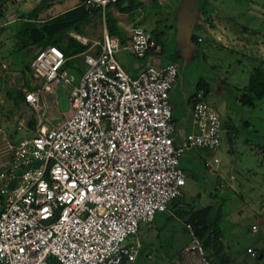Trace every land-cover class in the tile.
I'll return each instance as SVG.
<instances>
[{
    "label": "built area",
    "instance_id": "obj_1",
    "mask_svg": "<svg viewBox=\"0 0 264 264\" xmlns=\"http://www.w3.org/2000/svg\"><path fill=\"white\" fill-rule=\"evenodd\" d=\"M113 1L80 0L99 8L101 31L94 40L74 34L87 44L85 65L60 120H48L43 100L55 84L71 80L59 70L65 60L59 48L39 46L25 76L9 73L34 112V133L14 137L13 130L28 129L33 121L21 115L7 129L14 107L0 99V264H134L139 223L181 196L179 154L219 147L220 119L202 89L191 96L189 131L172 137L168 91L178 77L176 62L148 63L133 76L119 65L120 48L141 57L160 46L136 24L126 26L124 44L108 35L103 12ZM217 160L212 155L203 165ZM183 228L189 236L180 253L183 264H213L190 224Z\"/></svg>",
    "mask_w": 264,
    "mask_h": 264
},
{
    "label": "rangeland",
    "instance_id": "obj_2",
    "mask_svg": "<svg viewBox=\"0 0 264 264\" xmlns=\"http://www.w3.org/2000/svg\"><path fill=\"white\" fill-rule=\"evenodd\" d=\"M168 1L139 0L137 10L143 15V21L138 24L146 30L153 26L161 30L158 40L162 50L156 41L160 49L157 53L151 52L149 59L135 56L123 48L116 51L115 57L119 58L128 74L132 66L140 65L141 69L146 63L164 64L171 60L181 63V35L176 22L183 18L184 9L175 10L176 4L168 8L163 6ZM29 4H26V0L1 3L0 22L17 16L19 8L25 9ZM119 18L125 21L126 17L120 15ZM198 21L201 26L191 33L198 36V41L194 43L197 53L186 61L183 68H179L180 76L168 91L171 118L183 132L189 131L184 105L189 95L196 92L195 83L205 81L208 85L205 99L219 116L221 136L219 147L213 152L206 148H187L179 154L178 165L185 175L180 203L192 208L202 206L207 200L217 203L218 196L212 194L225 188V184L229 188L227 183H230L233 189L227 202L221 206L220 226L227 233L228 247L234 257L232 264H264V206L260 212L262 221L255 220V215L250 214L251 209L264 198V98L257 100L252 107L241 104L237 99L252 67L264 69V0H207ZM9 32L4 30V35L8 36ZM99 36L100 31L96 38L99 39ZM1 46L6 57L18 66L20 61L28 64L33 54V49L29 52L14 50L13 40L8 37ZM59 70L70 76L71 80L68 84H55L52 92L43 94L45 114L52 123L69 111L67 94L79 77L78 56L65 57ZM11 78L8 76L0 89V99L5 105L11 104L4 93L5 89L15 87L11 85L15 81L14 78L11 81ZM13 107L5 127L12 128L16 118L22 115L33 123L28 129L13 130L14 137L32 135L33 110L23 102ZM172 137L178 139L176 131ZM212 155L217 157V162L210 166L203 165V159H209ZM219 182L224 187L219 186ZM250 201H256V204ZM251 221H255L254 232L248 229ZM136 236L142 245L135 264H183L179 249L189 241V237L172 210L165 209L155 213L152 221L140 222ZM246 245L254 248V255L244 251ZM260 253L262 256L258 258Z\"/></svg>",
    "mask_w": 264,
    "mask_h": 264
},
{
    "label": "trees",
    "instance_id": "obj_3",
    "mask_svg": "<svg viewBox=\"0 0 264 264\" xmlns=\"http://www.w3.org/2000/svg\"><path fill=\"white\" fill-rule=\"evenodd\" d=\"M5 1L6 0H0V5ZM48 1L49 0H38L30 9L19 12L17 22L14 24V50L20 51L24 49L25 51H28L30 46L35 47L52 44L59 48L66 58L70 55H76L83 52L87 44L80 43L77 39L70 36L68 31L72 30L76 33H81L83 25H85L91 18H97L100 20L99 8L86 6L79 0L76 5L57 14L45 18H39L38 13L47 5ZM183 1L184 0H177L175 10L183 8ZM205 4L197 13V25L195 29L201 26L198 18L203 12ZM138 5L139 0H114L107 4L103 12L104 25L107 34L117 36L120 43H123L126 40L123 29L117 24L116 17L112 14L109 7H112L119 12H133ZM1 14L2 11L0 7V16ZM140 22L141 20L138 19L136 23L138 24ZM150 32L152 33L154 40L160 43L158 35L161 33V30H156L154 27L153 29H150ZM197 37V34H190V40L193 44L198 41ZM160 46L162 50L161 43ZM185 65L186 62L184 64L178 62V72L179 68H183ZM25 68V70H28L27 65ZM178 76H180V73H178ZM6 80L7 77L1 78L0 83ZM195 87L196 89H202L204 95L208 90L207 83L201 80H198L195 83ZM4 92L13 106L18 107L20 105L22 102V94L19 88H13L11 90L5 89ZM194 93L195 92L188 97L189 108L192 102L191 96ZM261 98H264V69L260 66H254L249 71L247 81L238 93L237 99L241 104L252 107L256 104V101ZM196 195H198V193ZM166 209L172 210L174 216L182 223V226L185 223L190 224L193 233L199 238L202 244L205 256L213 264H226L228 261V255L223 250V243L219 238L221 233L220 205L205 204L194 208L190 206L186 207L185 204L182 205V203H180V196H178L171 199L167 204ZM51 264H54V262L52 261Z\"/></svg>",
    "mask_w": 264,
    "mask_h": 264
},
{
    "label": "crops",
    "instance_id": "obj_4",
    "mask_svg": "<svg viewBox=\"0 0 264 264\" xmlns=\"http://www.w3.org/2000/svg\"><path fill=\"white\" fill-rule=\"evenodd\" d=\"M7 1V0H6ZM38 0H26V4L28 3V2H30V4L24 9V8H19V10H18V12H17V16H18V14H19V12L20 11H26V10H28V9H30L36 2H37ZM176 1L177 0H169L168 1V3L167 4H164L163 6H165L166 5V7L168 8V7H170V6H173V5H175L176 4ZM79 2V0H49L48 2H47V5L46 6H44L42 9H41V11L38 13V17L39 18H45V17H47V16H51V15H54V14H57V13H59V12H61V11H63V10H65V9H68V8H70V7H72V6H74V5H76L77 3ZM4 3V2H3ZM110 9H111V12H112V14L116 17V20H117V24L123 29V31H124V34H125V37H126V26L128 25V24H136V25H140V24H137L136 22H137V20L138 19H140L141 20V18L143 17V15H141V13L140 12H138V7H136L135 9H134V11L133 12H119V11H116V10H114L112 7H109ZM122 16V15H125V21H121V19L119 18V16ZM17 16H14V17H12V18H10V19H8V20H6V21H3V22H0V47H2L1 46V44L4 42V39L5 38H9L10 40H13V45H14V42H15V37H14V24H16V22H17ZM217 16V15H216ZM215 16V17H216ZM219 18H221L220 16H218ZM156 20V19H155ZM142 21H143V19H142ZM141 21V22H142ZM155 23V22H154ZM141 26V25H140ZM226 26V25H225ZM143 27V26H142ZM154 28V26L153 27H151L150 29H153ZM9 30L10 32V34L8 35V36H6V35H4V30ZM99 31H101V22H100V20H98L97 18H91L85 25H83V27H82V32L81 33H76V32H74V31H72V30H70V31H68V34L70 35V36H72V37H74L75 39H77L78 41H79V39L78 38H76L75 36H74V34H76V35H78V36H82V37H85V38H87L88 40H94V39H97L96 38V36L98 35V33H99ZM149 32H150V30H148ZM151 33V32H150ZM151 35H152V33H151ZM152 37H153V35H152ZM153 39H154V37H153ZM80 42V41H79ZM81 43V42H80ZM89 44V43H88ZM39 46H30V48H29V50H28V52L29 51H31L32 49H33V53L35 52V50L38 48ZM87 47V46H86ZM93 49H95V47H91L90 48V50H92L93 51ZM4 50V47L2 48V49H0V64H5V66H4V68H0V72H1V74H0V79L1 78H4V77H8V76H10V74L12 73V72H14V71H18V72H21V73H23V75L25 76V73H27V71L28 70H25V66L27 65L28 66V64L26 63H23L22 61H20V65L18 66V65H16L15 63H14V61H10V59H8V57H6V55L2 52ZM119 50H122V48H120ZM119 50H117V51H119ZM155 53H157V52H155ZM33 55V54H32ZM76 56H78V59H79V73H78V75L80 74V71L83 69V67H84V62H83V56H82V52L81 53H78V54H76ZM143 56H145L146 58H148L149 59V57L151 56V52H149V51H147ZM116 58V60H117V62L119 63V65L121 66V62H120V60H119V58L118 57H115ZM29 63V62H28ZM64 63V62H63ZM146 64H148V63H146ZM144 65V64H143ZM122 67V66H121ZM141 66L139 65V66H137V67H134V66H132L131 67V69H132V71H131V73H129V75H135L136 74V72L138 71V69L140 68ZM143 67V66H142ZM123 68V67H122ZM136 68V69H135ZM123 70H125L124 68H123ZM10 73V74H9ZM7 81V80H6ZM11 81H13V80H11ZM14 84H16V85H14ZM11 85H13V87L14 88H17V86H18V82L17 81H14V83L12 82L11 83ZM2 86H3V82H1L0 83V89H2ZM27 86H29V84L27 85ZM4 90V89H3ZM5 93V92H4ZM170 105H171V103H170ZM185 107H184V109H185V115H186V119L188 120V118H189V104H188V102L184 105ZM66 113H64L63 114V116L65 115ZM29 121V120H28ZM174 121V120H173ZM30 123V122H29ZM174 123H175V131H176V134L178 133V132H182L183 130L181 129V128H178L177 127V124H176V122L174 121ZM219 183H221L222 184V182H219ZM223 185V184H222ZM222 185H219V186H221L222 187ZM227 185H229L228 187L229 188H227L226 187V184H225V188H223L221 191H218L216 194H212L213 196L214 195H216V196H218L217 198V200H218V202L217 203H214V202H212V201H208L207 200V203L205 202V204H213V205H220V207L225 203V202H227V200L229 199V192L231 191V189H233L232 188V186H230V183H227ZM223 187H224V185H223ZM219 190V189H218ZM238 191H240L239 190V188H238ZM201 194V193H200ZM211 200V199H210ZM251 202V201H250ZM253 205L254 204H256V201L255 202H251ZM205 204H203V205H205ZM263 206H264V198L261 200V202L260 203H258V206L257 207H254V209L252 208L251 209V212H250V214H254L255 215V220H258V221H262L263 219L261 218V216H260V212L262 211V209H263ZM153 219V218H152ZM152 219L150 220V221H152ZM258 221H256V222H258ZM255 221H251L250 222V224H249V227H248V229H249V231H251V232H254L255 231V229L256 228H254V230H251L250 229V225L251 224H253L254 226H255V223H254ZM182 229L184 230V231H186L184 228H183V226H182ZM220 240H221V242L223 243V250L225 251V253L228 255V261L226 262V264H232V261H233V253L230 251V249H229V247H228V242H227V233L225 234V230L223 229V227H221V229H220ZM188 234V233H187ZM189 237V236H188ZM189 242V241H188ZM187 242V243H188ZM187 243H185L183 246H181L180 247V249H179V252L181 253V250L183 249V247L184 246H186L187 245ZM141 245H142V243H141ZM247 247H250V248H252L253 250H254V248L252 247V246H250V245H246L245 246V248H244V251L246 252V253H248L247 251H246V248ZM255 251V250H254ZM249 254V253H248ZM255 254V253H254ZM181 255V254H180ZM250 255V254H249ZM262 256V253H260V254H258V258L259 257H261ZM146 257H149V254H146ZM182 260V259H181Z\"/></svg>",
    "mask_w": 264,
    "mask_h": 264
},
{
    "label": "water",
    "instance_id": "obj_5",
    "mask_svg": "<svg viewBox=\"0 0 264 264\" xmlns=\"http://www.w3.org/2000/svg\"><path fill=\"white\" fill-rule=\"evenodd\" d=\"M207 0H184L183 9L184 15L181 20L176 22V27L179 29L181 35L180 41V56L182 57L181 64L190 60L196 55L197 49L190 41V34L196 28L197 25V13L203 7ZM29 125V121H27Z\"/></svg>",
    "mask_w": 264,
    "mask_h": 264
}]
</instances>
